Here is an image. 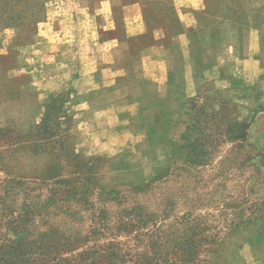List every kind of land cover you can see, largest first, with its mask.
Returning <instances> with one entry per match:
<instances>
[{"label":"rangeland","instance_id":"374dc122","mask_svg":"<svg viewBox=\"0 0 264 264\" xmlns=\"http://www.w3.org/2000/svg\"><path fill=\"white\" fill-rule=\"evenodd\" d=\"M101 1L0 0V121L5 122L4 129H12L11 116L24 119V112L28 114L27 100L21 107L11 102V106L2 107L3 101L13 100L9 98L15 79L23 78L25 84L35 82L37 90L46 87L45 78L61 72L71 77L79 71L78 45L83 40L72 33L75 28H69L63 40L51 32L53 28L60 31L62 20L69 19L70 26H74L73 22L83 17L87 35L95 42L107 39L129 45L127 56L132 69L129 88L137 96L145 93L146 87L150 90L156 86L143 77L156 74L162 55L181 58L179 87H182L187 81L182 79L187 67L182 59L189 51L197 67L206 68L215 65L221 51L237 49L241 40L235 23L218 13L224 7L230 12L231 1L207 0L217 14L197 15L198 27L190 50L176 48L172 39L182 27L176 8L191 6V1L189 4L186 0H109L113 2L111 8L102 6ZM246 21L248 18H243L241 23ZM161 31L169 34L164 49ZM228 63L223 73L230 78L228 87L220 86L216 79L203 81L193 75L196 94L179 101L180 107L169 99L172 93H168L170 97L167 95V89L178 81L170 79L160 86L161 109L170 118L165 131L169 157L153 179L142 185L134 184L126 177L116 176L113 164H107L108 181H117L112 185L152 187L140 197V203L146 214L156 213L157 224L146 225L140 238L131 233L118 239L122 243L121 254H126L123 264H257L250 246L242 242L255 234V227L264 224V143L256 142L264 131V83L249 89L234 76L233 62ZM84 79L80 82L82 90L92 87V81ZM68 81L63 78L61 83ZM176 92L180 95L181 88ZM235 92L240 96L235 98ZM69 99L72 104L78 103L72 93ZM138 106L134 103L123 110L137 114ZM110 111L94 117L84 130L86 154L97 152L103 139L118 143L117 113L122 109ZM103 125H107V131ZM100 129L103 135L93 138L91 134ZM141 140L130 138L126 146H116V152L109 155L116 156L125 149L136 162L148 168L135 147ZM11 154L12 150H6L4 156ZM10 175L7 168L0 171V189Z\"/></svg>","mask_w":264,"mask_h":264},{"label":"crops","instance_id":"0c3cea01","mask_svg":"<svg viewBox=\"0 0 264 264\" xmlns=\"http://www.w3.org/2000/svg\"><path fill=\"white\" fill-rule=\"evenodd\" d=\"M191 1V6L186 5L181 8H176L179 18V24L182 26L179 29L177 37H173V42L178 49H189L191 47L193 34L197 27V15H208L213 10L209 7L207 0H186ZM231 1V12H237L236 14L243 13L245 11L248 15H253L257 11H264V0H225ZM102 6H113V2L109 0H103L100 2ZM227 8L224 7L218 12L220 15L227 14ZM84 13L85 10H80ZM102 12V9L99 10ZM215 12V11H213ZM87 16L90 17L89 14ZM78 18V17H77ZM84 18H78L73 23L74 26H70L69 19L61 21V29L59 32H55L56 29H51L53 34L62 37V40L70 32L69 28L77 38L82 39L79 42L78 48L79 71H75V75L68 77L65 72H61L56 76H52L49 79H43L46 81L45 88L35 89L37 84L35 82L25 84L23 78L15 79L16 85L12 88L10 98L12 101H3V106H11V103L19 105L21 107L25 100L28 101L29 108L24 116V119L20 117L9 118L13 121V128L23 129L24 132H30L34 130L38 124L40 117L43 115L44 106L46 102L61 93L66 91L71 92L78 103L73 104L72 111L74 115L73 134L78 138V149L86 154V133L84 130L94 117L101 113H110V109H122L118 111L117 115V128L118 143L112 144L111 141H103L99 144L100 151L97 150L90 157H99L105 159L109 163L119 165V170L122 171L121 175L125 174V170L129 168L131 180H136L137 183H144L150 180L156 170L161 168L165 161L168 159L169 154L165 145L168 143V136L165 134L167 123L169 118L165 116L164 111L161 109V102L163 101L160 91V86L168 83L170 79L174 82L169 89H167V95L172 93L171 101L180 107L179 101L184 102L190 99L196 94V84L193 75L199 76L200 79H216L220 86L224 88L228 87L230 81L228 77L223 76L224 70L229 67V60L233 62L235 66L234 76L241 79L244 84L252 89L259 83H264V22L261 26L253 22L249 18V23L242 27L243 33L241 40H239L237 49H229L221 51L217 55L214 66L206 68H198L196 65V59L190 56V51L182 59L184 64L187 65L185 71L182 74V79L187 80L182 83V87H179V64L181 58L177 56H171L162 59L157 64L156 74L153 76L144 75L143 78L156 83L152 89L143 90L140 96L133 94L130 91L129 84L131 77V60L127 56L129 45L126 43L115 42L113 40L103 39L102 41L95 42L92 37L87 35V31L84 23ZM179 27V28H180ZM180 31H182L181 34ZM261 33V34H260ZM181 34V35H180ZM169 38L168 31H161V48L164 49V42ZM85 39V40H84ZM64 43V41H59ZM67 42V41H66ZM231 65V64H230ZM25 78V77H24ZM27 78V77H26ZM35 78V77H34ZM67 78L69 81L62 85V79ZM88 78L91 80L92 87L82 90L83 82ZM141 78V77H140ZM48 81V82H47ZM79 83L81 87L78 88ZM185 84V85H184ZM55 85V86H54ZM69 86H74L71 88ZM187 87V89H185ZM71 88V89H70ZM181 88V94H177V89ZM91 92V93H90ZM14 94V96H12ZM91 94V95H88ZM240 94L235 92V98ZM181 97V98H180ZM183 100V101H182ZM242 100H244L242 98ZM153 103L147 105L145 102ZM11 102V103H10ZM134 103L139 104L137 114H131L130 111H124ZM1 104V102H0ZM79 107H82L79 109ZM21 113V112H20ZM101 114V115H103ZM107 118V117H106ZM132 124V125H131ZM5 122L0 121V128L5 127ZM84 126V129H83ZM100 128V127H99ZM102 128V127H101ZM105 131L108 130L107 125H103ZM111 128V127H110ZM131 128V129H130ZM103 130H98L91 134L93 138L97 135H103ZM101 133V134H100ZM112 133V132H111ZM92 138V139H93ZM130 138H142V140L135 145L137 153L147 161V167L143 164L136 162L130 153L125 149L120 150L118 155L111 156L116 152L115 148L126 146L130 142ZM115 145V146H114ZM118 150V149H117ZM101 152V153H100ZM103 152H106L103 154ZM50 162V158L47 155L33 156L30 153H16L12 157H9L7 164L12 171L16 174H22L26 176H37L42 174L47 168ZM148 170L150 171L148 173ZM128 174V173H126ZM246 247L251 248L252 255L257 257V264H264V224L260 225V228L255 231V234L248 240L242 242Z\"/></svg>","mask_w":264,"mask_h":264},{"label":"trees","instance_id":"16d2710c","mask_svg":"<svg viewBox=\"0 0 264 264\" xmlns=\"http://www.w3.org/2000/svg\"><path fill=\"white\" fill-rule=\"evenodd\" d=\"M242 12L221 15L235 23L240 39L249 18L259 26L264 22V11ZM243 18H248L245 24ZM70 96L65 92L50 98L30 132L0 128V171L7 168L12 174L0 189V264H123L126 254H121L118 239L131 233L140 238L146 225L157 224L156 213L146 214L140 203L152 188L149 184L112 185L117 181L109 182L105 173L110 163L78 149ZM6 150L13 154L5 157ZM21 152L50 158L45 171L34 176L39 180L16 174L7 164L9 157ZM112 166L116 176L138 185L161 169L137 183L129 168L121 175L119 165Z\"/></svg>","mask_w":264,"mask_h":264},{"label":"flooded vegetation","instance_id":"af4514ba","mask_svg":"<svg viewBox=\"0 0 264 264\" xmlns=\"http://www.w3.org/2000/svg\"><path fill=\"white\" fill-rule=\"evenodd\" d=\"M262 141L264 143V131H262L261 133H259L256 142Z\"/></svg>","mask_w":264,"mask_h":264}]
</instances>
